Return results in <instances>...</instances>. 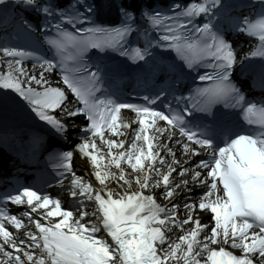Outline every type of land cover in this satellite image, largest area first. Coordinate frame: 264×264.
<instances>
[{"label": "snow or ice", "instance_id": "snow-or-ice-1", "mask_svg": "<svg viewBox=\"0 0 264 264\" xmlns=\"http://www.w3.org/2000/svg\"><path fill=\"white\" fill-rule=\"evenodd\" d=\"M10 21L14 34L0 32V107L72 144H49L48 160L55 183L71 176L76 205L9 185L0 264H264V97L236 78L247 62L264 91V0H0V23ZM231 34L259 41L239 64ZM90 49L166 83L124 102ZM188 76L202 83L188 88ZM74 153L95 181L73 170Z\"/></svg>", "mask_w": 264, "mask_h": 264}, {"label": "bare ground", "instance_id": "bare-ground-1", "mask_svg": "<svg viewBox=\"0 0 264 264\" xmlns=\"http://www.w3.org/2000/svg\"><path fill=\"white\" fill-rule=\"evenodd\" d=\"M85 165H86V167H88V164H87V163H86ZM76 166H77V173H78V174H80V175L86 177V178L89 179V180H92V179L90 178V173H89L88 168H87L86 170H83V169L80 167L79 162L76 163ZM92 181H95V180H92ZM113 184H115V182L110 183V184H109V187H113ZM199 215L203 216L204 214H203V213H199ZM186 226L191 227V224H188V225H186Z\"/></svg>", "mask_w": 264, "mask_h": 264}]
</instances>
